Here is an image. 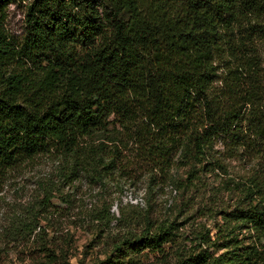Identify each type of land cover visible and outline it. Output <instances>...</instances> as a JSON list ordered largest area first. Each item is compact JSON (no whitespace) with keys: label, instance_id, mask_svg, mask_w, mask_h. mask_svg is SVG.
Masks as SVG:
<instances>
[{"label":"trees","instance_id":"1","mask_svg":"<svg viewBox=\"0 0 264 264\" xmlns=\"http://www.w3.org/2000/svg\"><path fill=\"white\" fill-rule=\"evenodd\" d=\"M16 1L0 0V179L53 150L74 172L91 162L108 173L131 142L157 172L189 167L170 180L177 194L228 172L214 153L223 141L255 162L223 211L226 250L210 252L208 230V247L177 264H264V0H29L19 41L3 25ZM154 224L116 249L163 251L182 225Z\"/></svg>","mask_w":264,"mask_h":264},{"label":"rangeland","instance_id":"2","mask_svg":"<svg viewBox=\"0 0 264 264\" xmlns=\"http://www.w3.org/2000/svg\"><path fill=\"white\" fill-rule=\"evenodd\" d=\"M28 1L18 0L5 11L3 25L16 41L26 30ZM103 136L98 133L93 139ZM228 148L223 141L214 146L227 173L206 171L177 194L170 180L185 178L189 167L175 163L166 173L157 172L131 142L121 148L116 167L108 173L96 171L91 162L74 172L69 158L55 150L11 168L0 179V264H177L208 247L198 238L208 230L217 241L208 249L221 254L233 229L223 211L237 204L241 195L236 183L253 174L255 163L230 157ZM149 219L154 226L172 220L182 225L163 251L146 249L127 256L125 246L116 249L123 238L140 235ZM221 227L225 231L219 236Z\"/></svg>","mask_w":264,"mask_h":264}]
</instances>
